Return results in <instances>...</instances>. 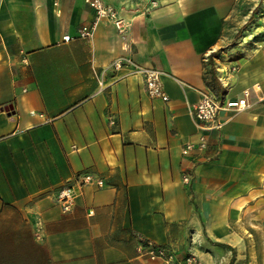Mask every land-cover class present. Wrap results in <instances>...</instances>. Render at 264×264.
<instances>
[{
  "label": "crops",
  "instance_id": "1",
  "mask_svg": "<svg viewBox=\"0 0 264 264\" xmlns=\"http://www.w3.org/2000/svg\"><path fill=\"white\" fill-rule=\"evenodd\" d=\"M101 1L123 36L84 0H0V264H157L142 241L179 249L189 236L232 246L214 234L237 232L222 205L240 201L264 250V27L232 43L239 0ZM119 57L159 71L168 101L148 97L132 67L99 86ZM247 89L250 107L220 111L206 149L184 155L199 93ZM81 173L105 187L83 188L64 212L55 193Z\"/></svg>",
  "mask_w": 264,
  "mask_h": 264
},
{
  "label": "built area",
  "instance_id": "2",
  "mask_svg": "<svg viewBox=\"0 0 264 264\" xmlns=\"http://www.w3.org/2000/svg\"><path fill=\"white\" fill-rule=\"evenodd\" d=\"M85 3L96 12L97 18H103L111 21L118 34L123 36V29L120 28V21L116 18L115 10L105 5L101 0H84ZM92 35V30L89 27H82L78 38L87 39ZM64 43L70 41L69 36L62 38ZM208 55L202 59L204 63L208 62ZM134 69V72L139 73L143 79L144 89L148 97L157 99L166 103L168 96L164 92L161 83V73L151 67H140L131 58L119 57L113 60L108 66L101 70L98 74L99 86L102 84V77L105 74L115 73L123 68ZM259 90V87H256ZM199 101L192 106L191 114L198 132L197 140L194 143L186 144L182 153L186 155L192 150L203 151L207 147V134L210 131L218 130L222 123L218 120L220 111H234L242 112L250 107V90H244L241 97L237 99H229L226 96L217 97L209 90H203L199 93ZM184 183L189 182L188 177L183 178ZM85 187H93L95 189H102L105 187L103 179L91 173H81L74 177L70 183L62 185L55 193L54 201L61 209L66 212L69 211L74 204L75 199L80 195ZM141 255L151 263L157 264H196V260L192 256H187L181 261L177 258L168 247L156 246L150 242H141Z\"/></svg>",
  "mask_w": 264,
  "mask_h": 264
},
{
  "label": "rangeland",
  "instance_id": "3",
  "mask_svg": "<svg viewBox=\"0 0 264 264\" xmlns=\"http://www.w3.org/2000/svg\"><path fill=\"white\" fill-rule=\"evenodd\" d=\"M234 9L237 10L236 17L233 18V27L229 30L230 38L232 43L240 40L244 43L249 41L250 43V33L253 34L254 28L264 27V0H239L238 4L234 5ZM234 16V15H233ZM229 21V20H228ZM230 23V21H229ZM237 23V24H236ZM251 30V31H250ZM257 29L255 30V32ZM224 210L234 211L237 215L236 217H231L227 219L229 227L237 228V232L230 234L228 229V234L223 233L222 227H218V239L225 240L228 238V242L232 246L227 244H222L220 246L215 243L207 244L206 249L203 248L202 244L197 240L193 241L192 236H189V241L187 244H181V248L173 249L169 248L177 261L183 260L187 256H192L196 260V264H201L198 255L200 252H207L212 255L215 253L221 255L223 259L226 257L230 258V264H262L264 263V250H262V245L257 240V235L251 234L250 236V202L240 201L238 203H224L222 205ZM210 221L217 223L220 221L218 218H211ZM255 222H257L255 220ZM220 228V229H219ZM220 231V233H219ZM233 240L230 242V238ZM251 237L254 239L250 244ZM204 264V263H202Z\"/></svg>",
  "mask_w": 264,
  "mask_h": 264
},
{
  "label": "trees",
  "instance_id": "4",
  "mask_svg": "<svg viewBox=\"0 0 264 264\" xmlns=\"http://www.w3.org/2000/svg\"><path fill=\"white\" fill-rule=\"evenodd\" d=\"M205 80H206V79H205ZM206 84H207V86H208L209 88H211L212 90L214 89V82H212V79H211L210 82H207V80H206ZM220 246H223V245H220Z\"/></svg>",
  "mask_w": 264,
  "mask_h": 264
}]
</instances>
